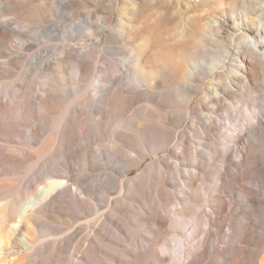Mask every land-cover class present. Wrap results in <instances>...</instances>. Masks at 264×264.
<instances>
[{
    "label": "rangeland",
    "instance_id": "1",
    "mask_svg": "<svg viewBox=\"0 0 264 264\" xmlns=\"http://www.w3.org/2000/svg\"><path fill=\"white\" fill-rule=\"evenodd\" d=\"M197 2L35 0L24 7L35 14L31 24L28 14H19L23 9L0 0V27L9 32L5 40L0 39V101L8 99L0 109V153L15 155L13 160L0 158V216L17 194L26 201L37 184L40 188L42 183L33 182L49 170H68L75 178L38 215L34 233L27 236L32 249L23 251L26 239L21 234L15 247L18 253L9 255L8 263L19 258L25 264H88L90 249L99 246L98 258L105 264H159V257L164 259L162 264H179L184 246L178 232L188 237L191 224L195 233L190 243L202 238L206 243L202 250L192 247L188 259L193 257L195 264H232L233 252L248 248L249 208L229 184L236 170L226 128L233 112L226 85L229 61L225 60L224 70L216 68L224 55L220 45H228L226 33L216 42L200 33L201 53L190 60L191 68L178 83L157 72L151 77L154 83L148 84L130 70L137 63L131 51L135 43L126 40L125 30L134 10L141 5L149 12L168 8L175 39L189 15L196 13ZM81 44L86 46L80 51ZM64 49L71 55L56 68ZM77 61L89 66L87 74L80 75ZM47 84L60 90L52 104L38 98ZM183 89L191 97L187 104ZM254 97L264 104L263 96L254 93ZM205 114L212 117L211 123ZM60 123L66 137L40 154L41 145L58 133ZM163 137H168L166 145L159 146ZM196 163L202 165L196 179L193 173L187 176L177 169H191ZM259 166L264 167V159ZM147 169L149 180L139 181V174ZM162 178L169 184L159 199L156 187ZM129 181L136 186L127 191ZM194 181L197 188L192 190L189 185ZM238 189L250 192L257 203L264 201V189L255 179ZM221 202L228 203L229 210L219 214L216 205ZM141 215L148 219L157 215L164 224L155 231L137 219ZM260 222L257 234L263 238L257 237L263 252L259 257L264 253L263 215ZM212 246L222 255L215 256ZM0 247H6L2 237ZM105 248L123 256L110 255ZM125 250L137 258L127 256Z\"/></svg>",
    "mask_w": 264,
    "mask_h": 264
},
{
    "label": "bare ground",
    "instance_id": "2",
    "mask_svg": "<svg viewBox=\"0 0 264 264\" xmlns=\"http://www.w3.org/2000/svg\"><path fill=\"white\" fill-rule=\"evenodd\" d=\"M33 1L35 0H7V4L10 6L15 5L18 6L17 8L23 9L19 14H28L29 22L32 24L35 22V14H32L30 11H24V7ZM149 11L150 10H146L143 5L139 6L138 9L134 10L131 23L126 26L125 30L126 40H128L129 43H135L131 51L134 53L137 63L130 67L132 75H136L144 79V81H148V84L154 83L151 77L157 74V72L166 75L167 80H170L172 83L182 81L184 75L189 71V68H191L189 63L190 60L196 58L197 53H201V51H198L200 47L199 42H197V37L200 33L208 34L210 36L209 38L215 42L221 40L222 32L226 33V40L229 46L224 44L220 45L222 50H224V55L222 59L217 62L216 68L224 70L225 60L229 61V75L226 85L228 86V92L232 96L231 106H233V112L231 113L230 111L231 116L228 118V125L225 126L230 131L229 140L232 146L230 147L231 152L229 153L230 155L232 153L233 164L236 168L233 173L231 172L229 184L235 187V194L237 196L243 197L244 206L249 208L248 216L250 218V222L245 228V240L248 244V248L240 251L233 250V255L229 257V260L232 264H262V262L264 264V253L259 257L260 252H263V247L258 244V237L259 239L263 237L257 234L258 230H261L262 227L260 226V217L262 215L264 216V207L262 208V206H264V201L257 203L250 192L238 189L240 186H245L246 182L253 179L259 181L261 187L264 189V167L259 166L264 159V104L257 103L254 97V93L264 97V0H200L199 3H196V13L194 15H189V20L177 33L175 39H173V33L170 28L172 18L169 17V9L164 7L156 11L154 10V12ZM203 21H205V23H202ZM213 22H215V25ZM2 27L3 26L0 27V39L3 41L7 38L9 32L5 27V29ZM120 27L125 29L124 23H121ZM92 33L98 34L97 32ZM85 46L84 44L79 45L80 51ZM70 55V51L68 52V50L64 49L63 56L55 63L56 68H59ZM142 62H144V64ZM77 64V71L80 75H85L89 72V66L85 63L77 61ZM58 74L59 72L55 75L57 76ZM52 86L51 84H47L44 90L38 94V98L43 103L47 102L52 104L60 92V90ZM185 91L186 89H183L181 95L184 97L185 103L187 104L191 97L186 95ZM219 99L222 98L219 96ZM120 100L119 98V101L114 103L115 108L119 107ZM6 101L8 102V99ZM6 101H0V109L5 107ZM197 110L201 112L200 108ZM60 119L61 117L58 119V123ZM205 119L210 123L213 121L209 114H205ZM57 128L58 133L52 134L51 141L46 140L41 145L40 154L47 153L52 145V148L56 147L54 146L55 142H59L62 136L66 137L65 130L61 123ZM167 140L168 137L161 138L159 146L166 145L165 142H167ZM182 146L184 145L182 144ZM189 148L190 146L187 145L186 149L188 152H190ZM0 158L2 160H13L15 159V155L0 153ZM182 166L185 167L186 165ZM201 166L200 163H196L190 167L191 169L188 167L180 168V166H177V169L183 174L187 173V176L193 173L196 179V176L199 177L198 174ZM148 170L149 169L145 170L141 175L139 174V181L141 180L144 182L146 178H150V170ZM67 172L69 173L68 170ZM67 172L49 170L45 175L36 178L33 182H40L42 185L39 188L40 185L37 184L35 190L29 194L26 200L27 202L22 200L19 194L9 201L8 208L0 216V237L4 239L6 245L5 248L0 247V255L1 253L4 254V258H0V264H25L19 258L12 263H8L6 259H8L9 255L18 253L15 247H19L20 245L19 236L21 234L24 235L26 239L23 251L29 252L32 249L33 244L27 239V236L34 233L33 226L34 222H36V219L39 217L38 215L42 212L46 204L54 203L59 194L68 189L69 186L65 183L71 182L73 179L75 181V178ZM183 174H181L180 177L184 180L185 175ZM223 182H225V180H223ZM159 183V188L156 187V190L158 191L159 199H162L160 196L162 195L163 197V193L166 192L169 182L167 179L162 178ZM196 183L197 182L194 181L189 187L191 189L194 186L196 187ZM135 186V182L130 183L129 181L125 188L129 191V188L132 190ZM28 191L29 190H27V192ZM225 203L221 202L216 205L217 213L221 214L229 210V204ZM184 207H181V211H183L181 213H184ZM143 215L137 217V219L148 223L155 231L158 226L160 229L164 224V222L160 220L162 218H156L158 214L155 217L151 216L149 219L143 217ZM203 216L205 217V215ZM206 217L207 220H210L211 215L206 214ZM199 218L201 219V216H199ZM204 220L206 219L204 218ZM194 227L192 224L188 226L187 230L190 233L188 237L186 236L187 234L185 235L183 232H178V234H182L180 242L182 246H184V249L182 248L179 250V264H195L193 257L189 260L188 256L193 254L194 248L200 249L201 247L202 250L203 245L206 244L204 243L205 238H202L203 240H196L193 244L190 243L189 239H194ZM96 234L98 235L100 233L97 231ZM175 234L177 235V232ZM99 240H101V238ZM206 240L208 241V239ZM98 247L96 246L90 249V263L88 264H94L95 262L98 264H105L104 260L98 258ZM212 247L214 248L215 256L219 257L222 255L220 250L216 249L215 246ZM129 250H125L124 253L127 256H134L137 258L138 255ZM107 251L106 249V253L109 252L110 255L114 254L118 256V258L123 256L115 254L116 252ZM105 252L104 254H106ZM150 254L151 253H149V255ZM202 257L206 258V255L204 254ZM82 260L81 258V261ZM186 260L188 261L186 262ZM163 261L164 259L162 257L158 258L159 264H162ZM149 262L151 261L149 260Z\"/></svg>",
    "mask_w": 264,
    "mask_h": 264
}]
</instances>
